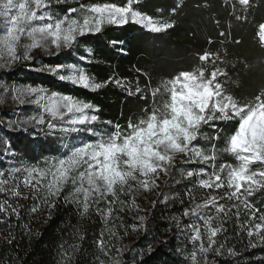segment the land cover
I'll return each mask as SVG.
<instances>
[{"label":"snow or ice","instance_id":"6c2138e0","mask_svg":"<svg viewBox=\"0 0 264 264\" xmlns=\"http://www.w3.org/2000/svg\"><path fill=\"white\" fill-rule=\"evenodd\" d=\"M225 5L230 21L253 23V0ZM185 7L173 0L150 14L145 0H0L5 249L17 241L14 228L31 237L33 215L50 219L64 208L86 222L76 234L81 243L95 218L87 264H264L253 251L264 253V87L236 95L226 84L227 52L214 47L168 79L111 63L130 49L110 29L167 34ZM209 8V0L195 5ZM229 36L220 31L217 40ZM253 36L264 52V18ZM99 65L103 76L91 71ZM113 89L126 100L119 116L100 100ZM159 220L163 231L153 228ZM133 236L147 243H123ZM164 249L171 255L160 259ZM86 251L60 243L53 264H78Z\"/></svg>","mask_w":264,"mask_h":264},{"label":"trees","instance_id":"16d2710c","mask_svg":"<svg viewBox=\"0 0 264 264\" xmlns=\"http://www.w3.org/2000/svg\"><path fill=\"white\" fill-rule=\"evenodd\" d=\"M199 2L200 0H184L186 7L183 14L178 18L176 27L170 29L167 34H151L136 26L110 29V37L122 38L130 49L128 57L122 62L117 54L111 63L121 64L118 71L126 73L130 71L133 64L143 65L154 73L155 79L158 80L161 77L168 79L169 75L194 65L195 58L203 50L214 47L227 52L231 63L227 68L230 80L226 84L236 95L247 96L264 87V52L261 51L253 36L254 23L264 18V3L261 0H253L254 8L249 16V20L253 23H236L227 19L229 11L226 9L225 0H209V9L197 11L195 5ZM172 3L173 0H145V11L151 14L155 7H164ZM217 20L224 27L218 28ZM225 30H230L229 39L223 42L218 41L219 32ZM208 39L213 40L214 44L210 46L207 43ZM233 39L241 40V46H232ZM104 68L105 65H99L91 71L94 75L103 76ZM32 75L38 80H51L37 74ZM62 87L69 90L71 88L70 85H62ZM100 100L113 106L106 110L109 116L113 114L119 116L120 107L126 104L125 97L119 95L117 89H113L107 96L100 97ZM25 222L29 221L25 220ZM12 223H16L14 218ZM85 224L84 220L75 218L64 208L58 209L50 219L45 211V216L40 221L34 224L30 222L33 231L31 237L21 233L18 227L13 229L17 241L7 249L0 244V260H3L4 264H53L56 247L60 243L68 242L81 244V247L87 250L83 258L78 261V264H87V261L92 259L88 253L94 252V249L89 248L92 244L89 237L97 233L99 228L95 226V218H93V221L86 225L88 228L85 235L86 243H81L76 238V234L81 225ZM165 224L166 221L159 220L153 228L156 231H163L162 226ZM7 230V225L0 224V236ZM123 243L144 246L147 240L142 236H133L131 239H125ZM253 251L256 252L255 255H264L258 250ZM164 253H168V249L163 250L160 259H167L171 255L168 253V256H165ZM248 255L253 256V253ZM252 264H257L255 259L252 260Z\"/></svg>","mask_w":264,"mask_h":264},{"label":"rangeland","instance_id":"374dc122","mask_svg":"<svg viewBox=\"0 0 264 264\" xmlns=\"http://www.w3.org/2000/svg\"><path fill=\"white\" fill-rule=\"evenodd\" d=\"M45 216V211L44 212H42V213H40V214H38V215H33L32 217H31V223L32 224H34V222H38V221H40L43 217Z\"/></svg>","mask_w":264,"mask_h":264}]
</instances>
